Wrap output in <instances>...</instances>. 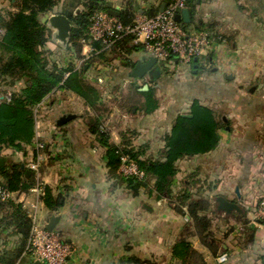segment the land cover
Listing matches in <instances>:
<instances>
[{
  "label": "crops",
  "instance_id": "crops-1",
  "mask_svg": "<svg viewBox=\"0 0 264 264\" xmlns=\"http://www.w3.org/2000/svg\"><path fill=\"white\" fill-rule=\"evenodd\" d=\"M168 1L99 0V3L108 9H117V17L130 13L134 18L137 13L153 15ZM194 2L190 9V26L205 25L213 41L192 63L176 61L170 68L182 65L192 68L201 89L188 107L197 99L221 121L215 149L184 157L176 163L173 190L188 189L191 198L198 203L194 211L185 205L179 212L174 199L156 198V193L151 191L153 180L148 188L133 194L121 179L110 177L105 148L87 125L92 111L81 97L65 89L54 90L38 105L48 111L40 120L36 115V137L32 144L25 146L24 151L10 148L0 151L6 167L19 165L21 170L24 165L25 170H29L28 163L38 152L37 144H45L39 172L29 170L28 175L23 172L26 177L36 175L37 181L50 188L54 196L61 195L60 207L48 210L31 189L15 192L13 201L21 203L30 218L31 205L38 202L37 223L42 227L51 217L55 218L53 230L73 246L67 264H182L172 255L173 245L182 237H187L192 248L203 254L207 264L263 263L264 224L254 215L255 198L264 195L263 1L260 5L256 0ZM79 7V0H59L54 11L47 15L68 16ZM119 44L122 49L114 53L110 48L107 50L105 57H110L109 64L103 62L108 58H103L100 64L94 65V71L84 67L88 82L95 86L104 83L111 88H124L132 83L145 86L152 81L158 83L163 71L169 68L161 64L153 78L148 75L144 79L134 78L131 71L137 61L150 56L142 49H134L129 54L123 52V48H129L133 42ZM47 48L54 51L49 45ZM66 52L74 55L72 51ZM99 52L83 41V58L77 60L73 56L70 62L78 69L80 60ZM127 59L134 65H126ZM198 69L202 72L200 76ZM137 90L147 89L138 87ZM61 93H68V100L60 98ZM111 97L117 100L108 101ZM121 99L102 93V104L106 101L114 107L113 112L109 110L102 115V128L110 133L115 144L121 143V134L131 136L130 132L133 133L132 145L145 150V156L157 158L165 148L164 138L170 133L174 119L189 108L184 113L174 112L172 106L162 108L158 102V108L149 114L136 108L128 114L122 109ZM221 106L227 107L228 113L218 116L216 111ZM69 114L74 117L58 124L62 116ZM218 196L237 203L241 211H220L218 204L214 206L212 201ZM244 213L245 217H240ZM8 232L10 230L0 235V252L16 246L17 237ZM222 253L228 255L224 263L217 260ZM33 261L31 256L23 255V264Z\"/></svg>",
  "mask_w": 264,
  "mask_h": 264
},
{
  "label": "trees",
  "instance_id": "trees-1",
  "mask_svg": "<svg viewBox=\"0 0 264 264\" xmlns=\"http://www.w3.org/2000/svg\"><path fill=\"white\" fill-rule=\"evenodd\" d=\"M12 1V0H11ZM264 5V0H262ZM13 9L0 12V87L3 99L0 100V151L3 148L24 151L25 146L32 144L36 137V108L56 89H65L81 97L90 108L93 116L87 118V125L98 143L105 148V159L108 173L112 178L125 182L133 194L141 188H148L153 180L151 191L156 198H170L177 202L176 209L182 212L185 205L194 211L198 205L188 189L173 190L174 177L177 173L176 163L184 157L204 154L216 148L219 142L217 130L221 127L212 109L194 99L185 114H178L174 119L171 131L164 138L165 148L158 158L145 156L146 151L132 145L130 136L121 134V143L115 144L110 133L102 128V92L98 86L88 82L83 70L76 69L70 62L65 67L51 64L47 48L49 28L42 17L54 11L59 0H13ZM257 5L261 0H256ZM194 0H190L193 7ZM82 8L69 16L71 29L68 38V50H73L75 59H81V48L88 39L90 17L109 8L100 4L99 0H79ZM258 9V7L256 8ZM123 23L132 21L133 15L122 13L118 17ZM190 25V24H186ZM197 30L208 31L205 25H197ZM120 42L131 43L129 36L124 37L110 48L111 53L118 48ZM79 43V44H78ZM79 46V48H77ZM76 48V49H75ZM92 48L100 51L98 58H105L108 49L102 50L99 42H93ZM126 54L134 49H142L133 44L123 48ZM126 65L134 62L127 59ZM20 83L18 88L16 84ZM142 101L136 109L149 114L158 108V100L152 88L138 91ZM126 155L144 172L142 178H124L118 174L120 157ZM0 184L11 192L28 191L37 185L36 175L25 176L19 165L0 167ZM61 195L54 196L51 189L44 187L41 197L46 208L55 211L60 207ZM264 197L259 198L256 207ZM0 235L10 230V236H16V246L12 250L0 252V264H23V255L30 256L27 245L30 238L32 221L26 208L21 204L8 200L0 202ZM245 217V213L240 215ZM264 224V218L258 219ZM172 255L182 264H207L203 254L192 248L187 237L180 238L172 247ZM138 261V260H134ZM264 264V258L263 263Z\"/></svg>",
  "mask_w": 264,
  "mask_h": 264
},
{
  "label": "built area",
  "instance_id": "built-area-1",
  "mask_svg": "<svg viewBox=\"0 0 264 264\" xmlns=\"http://www.w3.org/2000/svg\"><path fill=\"white\" fill-rule=\"evenodd\" d=\"M189 8L190 0H169L161 11L153 15L137 13L129 23H123L117 16L107 11L94 13L89 20L87 42L92 46L93 42H99L101 49H109L126 36L131 37L133 44L141 45L142 50L157 60L170 67L176 61L190 64L199 58L211 45L213 39L208 31L175 20L177 9ZM45 149L44 143L37 144L38 152L28 163L29 170L39 172L44 161L41 151ZM118 174L124 178H142L144 172L128 156L120 157ZM31 190L35 191L39 198L42 197L44 185L38 181ZM15 192L9 191L0 184V202L14 200ZM38 202L31 205L30 214L32 228L29 242L26 248L31 258L39 260L42 264H67L73 251L70 242L64 240L57 231H48L37 223ZM255 219L264 218V200L260 201ZM219 262H226L228 255H218Z\"/></svg>",
  "mask_w": 264,
  "mask_h": 264
},
{
  "label": "rangeland",
  "instance_id": "rangeland-1",
  "mask_svg": "<svg viewBox=\"0 0 264 264\" xmlns=\"http://www.w3.org/2000/svg\"><path fill=\"white\" fill-rule=\"evenodd\" d=\"M12 5H14V3L11 2L10 0H0V12L2 13L6 10L11 9ZM81 9L82 8L79 7L77 10L80 11ZM12 10H15V9H12ZM77 10H76V12H77ZM73 13H74V11L72 10L71 14H73ZM45 16H43V17H45ZM44 24H46V22H44ZM46 26H47V24H46ZM190 27L194 28V26H190ZM48 32H49L48 33L49 34L48 45L51 48H54L53 49L54 51H51L48 54V59H49L50 63L58 65L59 67L61 65L67 66V63H70L71 58L73 56H75V55H71L70 52H66V51H70V50H68V48H69L68 47V40L65 43H63V42L57 40V38L54 35V31L52 29L49 28ZM0 34H1V31H0ZM84 41L87 42V39ZM82 44L83 43H80V45H82ZM80 45H78L77 48H79ZM63 48L65 51L62 50ZM62 51H64L65 53H62ZM71 51L74 52V49ZM82 58H83V56H82ZM105 58H108V59L103 60L101 58H98L97 55H93V56L88 55V57L80 60V65H79L78 69L84 71V69H85L84 67H86V69L90 68L91 71H94L96 68L94 65L96 63L100 64V60H103V62H106V64H109V62H111L109 59L110 57L107 56ZM112 64H115V63H112ZM157 65L163 66L164 63L158 62ZM180 67L182 69H179ZM176 68H178V69H176ZM176 68H174V67L170 68L169 67L167 69V71H163L158 83H153V81H152L150 84L147 83V85H145V86H143V83H141L139 85H136L133 83L128 84L124 88H115V87L111 88V87L105 86L104 83H102L101 85H97V86L99 87V89L101 90L102 93L107 92L110 96L116 95V96L122 98L121 99V101H123L122 109H123V111H126L128 114L131 113V111L136 108V105L142 101V97L139 94H137V92H136V89L138 87L140 89L152 88L154 91V94H155L160 106H162V108L163 107L164 108H168V107L170 108L172 106L174 112L184 113L185 110L189 108L188 107L189 102L193 99V97L197 96V93L201 89V87L197 82L198 79H197L196 74H194L192 72V68L190 66H187L184 68V66L182 65V66H177ZM201 73L202 72L198 69L197 75L200 76ZM19 84L20 83L16 84L15 88H18L20 86ZM1 90H2V88L0 87V100L3 99V95L1 94ZM57 97L58 96L54 97V102L57 101V99H56ZM59 97L60 98L66 97L67 98L66 100H68L69 95H68V93H61ZM113 99L117 100L116 98L111 97V99H108V101H112ZM112 103H114V102H112ZM117 107L118 106H116V108ZM119 107H121V106H119ZM113 108L114 107H112L111 104H109L105 101L101 105L100 109H101V111H103V114H105L109 110H111V112H113L114 111ZM45 111H48V109L46 107H40L39 108L37 106L36 115H37L38 120L42 119L41 115H43V113ZM216 113H218V116H221L222 114H227L228 108L221 106L216 111ZM130 135H131L130 137L132 138L134 134L130 132ZM152 158H153V156H152ZM262 187L264 189V182L262 184ZM261 197H264V195H259L258 197L255 198L254 205L257 204L259 198H261ZM234 200H237V198L234 197ZM212 201H214L213 202L214 206H216L217 205L216 200L213 199Z\"/></svg>",
  "mask_w": 264,
  "mask_h": 264
},
{
  "label": "water",
  "instance_id": "water-1",
  "mask_svg": "<svg viewBox=\"0 0 264 264\" xmlns=\"http://www.w3.org/2000/svg\"><path fill=\"white\" fill-rule=\"evenodd\" d=\"M107 12L111 15L118 16L119 13L117 12V9H107ZM175 20L177 22H182L184 24H190L191 23V12L189 8L184 9H177L175 14ZM48 28L54 30V35L57 38V40L65 43L69 38V33L71 29V22L69 19V16L65 14H52L50 16H45V21ZM160 71L157 60L153 57H149L148 59H141L137 61L134 68L131 71V76L134 78H141L144 79L147 75L158 73ZM185 116H189L185 114ZM74 115L69 114L66 116H62L58 120V124H63L73 118ZM4 165V159L0 157V167ZM21 170L25 171V173L28 175L31 172L29 170H25L24 165H21ZM217 207L220 211H223L225 213H230L232 211H238L240 212L241 209L238 206L237 203L230 201L223 196H218L216 198ZM55 227V218L51 217L48 224L45 226V228L48 231H52ZM32 264H42L39 260L33 261Z\"/></svg>",
  "mask_w": 264,
  "mask_h": 264
},
{
  "label": "flooded vegetation",
  "instance_id": "flooded-vegetation-1",
  "mask_svg": "<svg viewBox=\"0 0 264 264\" xmlns=\"http://www.w3.org/2000/svg\"><path fill=\"white\" fill-rule=\"evenodd\" d=\"M148 76L153 78L155 75L150 73Z\"/></svg>",
  "mask_w": 264,
  "mask_h": 264
}]
</instances>
